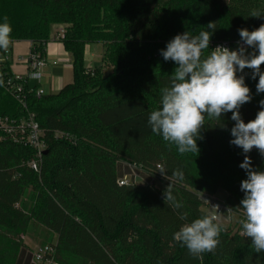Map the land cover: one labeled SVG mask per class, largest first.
I'll list each match as a JSON object with an SVG mask.
<instances>
[{
    "label": "trees",
    "instance_id": "16d2710c",
    "mask_svg": "<svg viewBox=\"0 0 264 264\" xmlns=\"http://www.w3.org/2000/svg\"><path fill=\"white\" fill-rule=\"evenodd\" d=\"M254 8L264 11V0H0V23L7 16L13 27L11 43L29 41L44 58L53 28L61 27L59 42L74 71L73 83L58 94L38 96L26 85L27 110L0 82V117L33 114L47 145L35 173L28 167L34 150L13 144L0 130V264L32 263L23 239L32 223L47 232L42 248H52L46 257L52 264H264V252L257 254L240 235L241 225L236 232L223 228L215 251L201 257L173 239L184 223L210 215L202 195L225 193L226 206L239 221L243 217L237 207L247 177L239 167L242 149L230 144L232 114L206 118L198 154L180 155L148 124L176 67L160 55L167 42L216 22L210 48L229 42L235 49L238 29L264 24V18L249 17ZM90 44L104 49L95 69L85 64ZM2 68L11 74L8 64ZM243 74L253 97L240 109L248 122L264 93L257 94L258 77L253 80L250 69ZM58 132L72 142L56 139ZM248 155L264 170V157ZM123 164L141 168L149 183L120 186ZM177 170L182 179L173 175ZM168 186L182 209L165 204ZM183 212L187 221L180 219Z\"/></svg>",
    "mask_w": 264,
    "mask_h": 264
},
{
    "label": "clouds",
    "instance_id": "9594fccd",
    "mask_svg": "<svg viewBox=\"0 0 264 264\" xmlns=\"http://www.w3.org/2000/svg\"><path fill=\"white\" fill-rule=\"evenodd\" d=\"M249 17L264 18V11L254 8ZM216 29V22H209L205 30L196 35L189 31L175 35L160 50L163 59L172 61L176 67L170 75V85L160 89V106L150 113L148 124L154 134L170 146L174 145L180 155L198 154L197 140L202 139L200 133L206 118L221 120L223 115L232 114L230 144L242 149L244 159L239 167L247 177L240 183L244 196L237 207L243 214L239 221L240 235L249 238L252 248L259 254L264 252V170L253 167L248 153L256 149L264 157V99L259 101L260 110L255 118L248 122L243 120L240 109L253 98L245 82V69L251 70L253 80L258 77L257 94L264 93V71L261 70L264 66V24L251 31L238 29L240 41L235 49L222 45L210 48ZM12 32L13 27L5 16L0 23V49L7 51ZM160 172L166 174L164 170ZM173 175L183 178L179 170ZM163 198L165 204L174 209L184 207L170 186L163 192ZM180 219L187 221L188 214L180 213ZM222 231L216 215H204L184 223L173 234V239L192 256L201 257L215 251Z\"/></svg>",
    "mask_w": 264,
    "mask_h": 264
},
{
    "label": "built area",
    "instance_id": "2783aa9c",
    "mask_svg": "<svg viewBox=\"0 0 264 264\" xmlns=\"http://www.w3.org/2000/svg\"><path fill=\"white\" fill-rule=\"evenodd\" d=\"M63 37V32L56 33L52 40L59 41ZM218 45L226 46L231 49L232 44L229 42H221L217 43L214 48ZM237 47V43H236ZM12 51L10 48L7 51L0 49V82L5 85V88L8 93L13 95L17 100H19L25 110H27V105L22 97L24 94L25 86L27 85L29 88V81H37L40 82L43 78V70L46 68L47 63L44 58H40V56L31 51L30 55L26 58H19L18 62L22 65L26 66L28 69V75L26 77L20 75L8 74L4 71L2 67L6 66L10 62V55ZM29 92L32 93L33 89L29 88ZM37 95L42 96L44 92L40 89H37ZM0 130L4 132L5 138L9 139L13 144L19 145L22 147H27L35 152V159L28 163V167L35 173L41 172V165L44 158V153L47 151V145L45 141V132L41 129L40 125L37 123L36 118L33 114L27 113L26 117L22 119H10L8 117H0ZM56 139L66 140L72 142V138L64 133H56ZM250 153L259 154L256 149H253ZM129 167H135L137 170L142 172L141 168L135 165H128ZM143 173V172H142ZM132 177V176H130ZM127 177L121 179L119 181L120 186H128L130 184H138V177L135 175L134 181L127 180ZM203 196V195H202ZM201 199L204 203V207L206 211L210 215H216L218 217V221L221 219V216L224 213H232L231 210L226 206V204H222L216 202L213 199L204 197ZM209 196V195H205ZM243 217H241L242 219ZM53 250L51 247L46 246L44 248H40L38 253H36L35 260L40 264H52L51 260H46V257L52 256Z\"/></svg>",
    "mask_w": 264,
    "mask_h": 264
},
{
    "label": "crops",
    "instance_id": "0c3cea01",
    "mask_svg": "<svg viewBox=\"0 0 264 264\" xmlns=\"http://www.w3.org/2000/svg\"><path fill=\"white\" fill-rule=\"evenodd\" d=\"M59 30L60 27H54L52 35L54 36ZM9 48L12 51L8 64L10 72L13 75L26 77L28 75V69L19 63L18 59L21 57L26 58L30 55L32 43L29 41L15 42L11 43ZM103 51L104 49L101 44L87 45L85 50L86 67L90 69L98 68L102 62ZM44 59L46 60L47 66L43 70L42 80L40 82L35 81L32 84L30 80L29 88L40 89L45 95L58 94L63 88L73 83L74 71L72 56L66 51L62 42L50 40L45 48Z\"/></svg>",
    "mask_w": 264,
    "mask_h": 264
},
{
    "label": "rangeland",
    "instance_id": "374dc122",
    "mask_svg": "<svg viewBox=\"0 0 264 264\" xmlns=\"http://www.w3.org/2000/svg\"><path fill=\"white\" fill-rule=\"evenodd\" d=\"M59 32H64L63 28L60 27V30L57 33ZM30 83L31 84L35 83V81L31 80ZM123 166H124L123 173L125 175L124 178L127 177L126 178L127 180H131L132 178V181H134V177L136 175L138 177L137 179L138 184L145 185L149 183V178L143 175V173L137 170L135 167H129L126 164H123ZM204 197H207V198L215 200L216 202L225 204L226 194L223 192H220L214 196L203 195L202 198ZM203 209L206 210L205 207H203ZM218 222L222 225L224 229L232 228L234 232H236L240 227L238 217L232 213L230 214L224 213ZM46 238H47V232H45L43 228L39 226L38 224L32 223L31 227L28 230L27 235L25 236V238H23L28 252H31V254H33V259H32L31 264H40L39 262L35 260L34 255L38 253L40 248H42V246L46 242Z\"/></svg>",
    "mask_w": 264,
    "mask_h": 264
},
{
    "label": "water",
    "instance_id": "95a60500",
    "mask_svg": "<svg viewBox=\"0 0 264 264\" xmlns=\"http://www.w3.org/2000/svg\"><path fill=\"white\" fill-rule=\"evenodd\" d=\"M44 155H47V151L44 153Z\"/></svg>",
    "mask_w": 264,
    "mask_h": 264
}]
</instances>
